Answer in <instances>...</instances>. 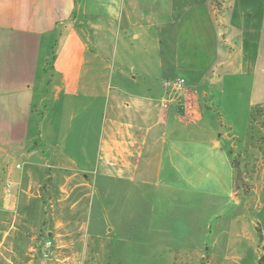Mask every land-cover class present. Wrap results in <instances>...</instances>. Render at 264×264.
Returning <instances> with one entry per match:
<instances>
[{
  "label": "crops",
  "instance_id": "0c3cea01",
  "mask_svg": "<svg viewBox=\"0 0 264 264\" xmlns=\"http://www.w3.org/2000/svg\"><path fill=\"white\" fill-rule=\"evenodd\" d=\"M117 38L124 49L129 41L148 44L154 62L172 60L171 66L161 64L163 74L191 73L193 62L202 61L200 51L215 58L213 66L237 64L239 72L252 74L254 89L264 96V4L257 10L250 0H0V177L11 160L24 159L16 164L21 169L16 192L3 196L10 187H0V212L15 216L24 175L32 180L30 187L35 185L32 172L44 177L83 172L84 184H100L103 198L115 178L136 179L139 188L149 181L174 185L183 169L180 161L193 152L182 130L187 120L204 115L198 110L202 95L187 89L174 97L154 83L138 86L131 77L116 85L101 80L106 70L98 65ZM56 41L49 62L48 47ZM81 95L92 104L81 106ZM94 103L99 115L112 108V117L81 121L84 133L75 137L70 133L75 119ZM161 123L170 130L164 146ZM230 171L237 188L233 166ZM236 197L234 189L229 198ZM10 203H16L13 209ZM98 210L103 222L96 235L101 236L108 232L110 215L106 206ZM57 253L55 248L52 255Z\"/></svg>",
  "mask_w": 264,
  "mask_h": 264
},
{
  "label": "rangeland",
  "instance_id": "374dc122",
  "mask_svg": "<svg viewBox=\"0 0 264 264\" xmlns=\"http://www.w3.org/2000/svg\"><path fill=\"white\" fill-rule=\"evenodd\" d=\"M250 1L257 10L264 4V0ZM121 44L123 40L117 38L98 65L106 70L101 80L116 85L131 77L138 86L154 83L168 94L165 81L182 76L186 90L202 95L198 110L204 115L187 120L182 130L185 145L193 150L191 156L180 161L183 169L176 172L174 185L149 181L139 188L136 179L115 178L104 198L100 184L94 188L84 184L83 172H47L50 177L32 172V187L25 174L15 216L0 212V264H264V161L259 148L246 143L251 115L264 105V96L254 89L252 74L239 72L237 64L231 66L229 61L213 66L215 58L205 57L204 51L198 53L203 54L202 61L193 62L190 69L201 75L171 69L163 74L161 64L171 66L172 60L154 62L144 42L129 41L125 49ZM57 45L56 41L48 47L49 62ZM91 100L81 95L79 102L87 106ZM98 108L94 103L77 116L70 133L75 137L84 133L81 121L92 124L100 117L104 122L112 117V108L103 116ZM160 130V145H167L170 130L164 123ZM215 141L221 144L215 146ZM17 163L22 165L24 159L11 160L2 172L0 187L11 185L3 196L16 192V176L21 172ZM230 166L237 188L232 185ZM239 167L243 180L238 177ZM234 189L240 202L229 198ZM15 204L9 205L13 209ZM102 206L109 208L110 224L108 232L97 236ZM48 231L54 232L53 238ZM47 240L53 246L45 257ZM55 248L58 253L52 255Z\"/></svg>",
  "mask_w": 264,
  "mask_h": 264
},
{
  "label": "trees",
  "instance_id": "16d2710c",
  "mask_svg": "<svg viewBox=\"0 0 264 264\" xmlns=\"http://www.w3.org/2000/svg\"><path fill=\"white\" fill-rule=\"evenodd\" d=\"M246 143H248V146H257L264 161V105H259L253 110Z\"/></svg>",
  "mask_w": 264,
  "mask_h": 264
},
{
  "label": "built area",
  "instance_id": "2783aa9c",
  "mask_svg": "<svg viewBox=\"0 0 264 264\" xmlns=\"http://www.w3.org/2000/svg\"><path fill=\"white\" fill-rule=\"evenodd\" d=\"M186 79L185 77L182 76H178L175 79H168L165 81V87L168 90V92L174 96V97H178L181 94H184L186 91ZM8 187H10V184L8 183L7 185ZM53 246V241L52 240H47L45 242V244L43 245V249H45L44 251V255L45 257L48 255V249L50 250Z\"/></svg>",
  "mask_w": 264,
  "mask_h": 264
},
{
  "label": "water",
  "instance_id": "95a60500",
  "mask_svg": "<svg viewBox=\"0 0 264 264\" xmlns=\"http://www.w3.org/2000/svg\"><path fill=\"white\" fill-rule=\"evenodd\" d=\"M242 170L240 169V167H239V174H238V177H240L241 178V180H243V178L241 177V175H242Z\"/></svg>",
  "mask_w": 264,
  "mask_h": 264
}]
</instances>
